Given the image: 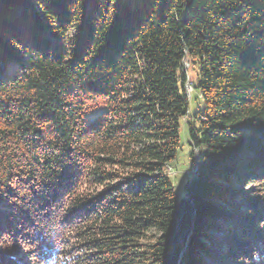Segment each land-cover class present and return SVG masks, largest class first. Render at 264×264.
<instances>
[{
	"label": "trees",
	"instance_id": "16d2710c",
	"mask_svg": "<svg viewBox=\"0 0 264 264\" xmlns=\"http://www.w3.org/2000/svg\"><path fill=\"white\" fill-rule=\"evenodd\" d=\"M0 264H264V0H0Z\"/></svg>",
	"mask_w": 264,
	"mask_h": 264
},
{
	"label": "rangeland",
	"instance_id": "374dc122",
	"mask_svg": "<svg viewBox=\"0 0 264 264\" xmlns=\"http://www.w3.org/2000/svg\"><path fill=\"white\" fill-rule=\"evenodd\" d=\"M187 95H188V107L189 113H193L196 109L201 108V99L195 90V72L191 66L187 65ZM193 83L194 87H190ZM97 110H90L84 113L86 118H92L97 114ZM180 147L177 151L175 160L167 167V175L170 178L176 201H179L184 196V185L191 176L193 170V164L189 158V146L187 140V133L184 125H181L179 132Z\"/></svg>",
	"mask_w": 264,
	"mask_h": 264
},
{
	"label": "built area",
	"instance_id": "2783aa9c",
	"mask_svg": "<svg viewBox=\"0 0 264 264\" xmlns=\"http://www.w3.org/2000/svg\"><path fill=\"white\" fill-rule=\"evenodd\" d=\"M191 85V84H190Z\"/></svg>",
	"mask_w": 264,
	"mask_h": 264
}]
</instances>
